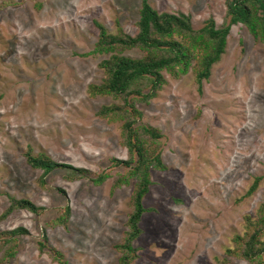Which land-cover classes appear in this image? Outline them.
I'll use <instances>...</instances> for the list:
<instances>
[{
  "label": "rangeland",
  "instance_id": "374dc122",
  "mask_svg": "<svg viewBox=\"0 0 264 264\" xmlns=\"http://www.w3.org/2000/svg\"><path fill=\"white\" fill-rule=\"evenodd\" d=\"M142 1L0 0V264H59L52 249L69 264L118 263L136 178L116 183L128 172L114 163L129 158L122 121L98 112L124 99L93 97L89 87L103 82L101 62L110 56L94 51L98 24L136 36ZM148 2L188 16L195 30L227 15V0ZM120 52L144 55L137 47ZM191 68L180 76L165 70L155 97L132 100L142 113L137 124L160 130L156 149L166 166L150 170L132 264H248L228 249L244 235L246 216L257 220L264 206V42L233 25L209 78L198 85ZM30 150L69 167L44 175L27 161ZM100 174L108 177L95 183ZM11 198L43 210H10ZM18 229L25 232L5 234Z\"/></svg>",
  "mask_w": 264,
  "mask_h": 264
},
{
  "label": "trees",
  "instance_id": "16d2710c",
  "mask_svg": "<svg viewBox=\"0 0 264 264\" xmlns=\"http://www.w3.org/2000/svg\"><path fill=\"white\" fill-rule=\"evenodd\" d=\"M243 24L255 38L264 42V0H227V15L222 25L217 26L213 18H209L203 27L195 30L191 20L186 15H176L168 12H158L148 0H143L138 22L139 31L136 36L125 34L122 29L118 33H109L107 29L98 24L100 33L94 51L110 53L108 59L101 62L105 78L101 84L89 87L91 96L110 95L124 99L123 106L111 104L101 107L98 115L110 121L121 120V144L127 148V160L115 159L114 163L128 168V172L117 179L116 183L122 185L128 177H135L136 183L130 199L132 212L129 216L128 231L123 242L116 245L121 253L117 264H132L137 258L138 249L134 241L143 233L140 221L147 211L143 199L149 192L152 184L150 170H163L166 166L157 151L158 140L162 137L159 129L138 125L142 113L132 103L133 97L150 99L155 97L157 91L165 83L164 71L180 76L188 73L191 68L196 76L198 85L208 79L214 64L220 61L225 53L227 38L233 25ZM139 48L144 52L140 58L122 55L120 51ZM194 62V63H193ZM149 89L144 93V88ZM27 161L33 168L44 171V175L62 167H69L54 162L45 153L33 155L27 152ZM81 175L88 174L85 169L74 170ZM108 177L100 174L93 178L95 183H101ZM263 178H255L252 186L245 196L254 193ZM27 209L32 212L43 210L29 199L11 198V209ZM69 215V207L59 216L65 220ZM244 235L235 237L236 246L228 249V254L245 259L248 264L264 263V206L259 211V217L253 221L246 216ZM23 229L5 232L14 238ZM1 237V236H0ZM40 243L41 250L46 249ZM6 259L15 255L10 249ZM53 258L59 264H69L64 255L52 249ZM222 264H228L223 260Z\"/></svg>",
  "mask_w": 264,
  "mask_h": 264
}]
</instances>
